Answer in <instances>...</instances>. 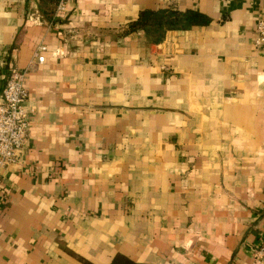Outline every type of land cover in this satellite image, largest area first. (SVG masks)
Listing matches in <instances>:
<instances>
[{"label": "crops", "instance_id": "crops-1", "mask_svg": "<svg viewBox=\"0 0 264 264\" xmlns=\"http://www.w3.org/2000/svg\"><path fill=\"white\" fill-rule=\"evenodd\" d=\"M59 1L0 0V93L26 71L33 110L0 264H264V0ZM169 6L211 23L124 32Z\"/></svg>", "mask_w": 264, "mask_h": 264}, {"label": "built area", "instance_id": "built-area-1", "mask_svg": "<svg viewBox=\"0 0 264 264\" xmlns=\"http://www.w3.org/2000/svg\"><path fill=\"white\" fill-rule=\"evenodd\" d=\"M68 3L69 0H60L57 14L66 12ZM254 45L257 48H264V15L257 20ZM45 51L44 46L37 50L35 58L38 64L44 63L42 53ZM26 76V71L12 67L0 93V171L18 163L19 154L29 137L30 116L33 110L26 109L28 98ZM254 257L257 261H264V236Z\"/></svg>", "mask_w": 264, "mask_h": 264}, {"label": "trees", "instance_id": "trees-1", "mask_svg": "<svg viewBox=\"0 0 264 264\" xmlns=\"http://www.w3.org/2000/svg\"><path fill=\"white\" fill-rule=\"evenodd\" d=\"M211 19L195 11L181 12L175 6L159 10H143L136 21L127 25L125 33L143 31L147 39L155 44L161 43L169 31L189 30L194 26H206ZM111 264H137L128 257L117 254Z\"/></svg>", "mask_w": 264, "mask_h": 264}]
</instances>
